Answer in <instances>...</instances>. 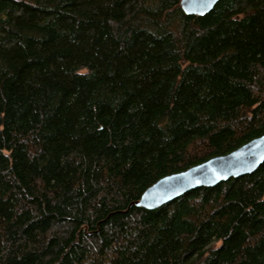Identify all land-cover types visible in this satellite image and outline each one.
Returning a JSON list of instances; mask_svg holds the SVG:
<instances>
[{"label": "trees", "instance_id": "1", "mask_svg": "<svg viewBox=\"0 0 264 264\" xmlns=\"http://www.w3.org/2000/svg\"><path fill=\"white\" fill-rule=\"evenodd\" d=\"M263 133L264 0H0V264H264V160L135 205Z\"/></svg>", "mask_w": 264, "mask_h": 264}, {"label": "water", "instance_id": "2", "mask_svg": "<svg viewBox=\"0 0 264 264\" xmlns=\"http://www.w3.org/2000/svg\"><path fill=\"white\" fill-rule=\"evenodd\" d=\"M219 0H180L186 14L204 15ZM264 160V133L234 150L216 155L189 168L165 175L147 187L135 205L154 209L201 186L210 187L230 177L254 172Z\"/></svg>", "mask_w": 264, "mask_h": 264}]
</instances>
